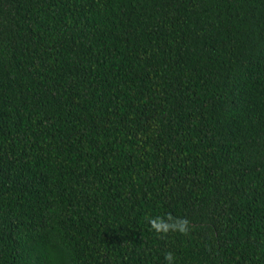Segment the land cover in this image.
I'll use <instances>...</instances> for the list:
<instances>
[{
    "label": "trees",
    "instance_id": "16d2710c",
    "mask_svg": "<svg viewBox=\"0 0 264 264\" xmlns=\"http://www.w3.org/2000/svg\"><path fill=\"white\" fill-rule=\"evenodd\" d=\"M168 252L264 264V0H0V264Z\"/></svg>",
    "mask_w": 264,
    "mask_h": 264
},
{
    "label": "clouds",
    "instance_id": "9594fccd",
    "mask_svg": "<svg viewBox=\"0 0 264 264\" xmlns=\"http://www.w3.org/2000/svg\"><path fill=\"white\" fill-rule=\"evenodd\" d=\"M150 224H152L154 227L156 226L157 224V221L156 219H152L149 221ZM182 224L184 226L187 225V221H183ZM181 230H184V228L182 227ZM165 259L168 261V264H172V261H173V254L171 252H168L165 254Z\"/></svg>",
    "mask_w": 264,
    "mask_h": 264
}]
</instances>
